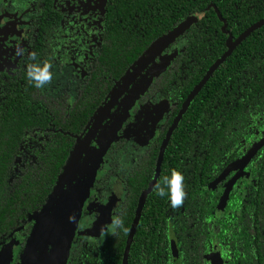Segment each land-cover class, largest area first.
I'll list each match as a JSON object with an SVG mask.
<instances>
[{"label":"trees","instance_id":"1","mask_svg":"<svg viewBox=\"0 0 264 264\" xmlns=\"http://www.w3.org/2000/svg\"><path fill=\"white\" fill-rule=\"evenodd\" d=\"M31 2L28 52L14 75H0V243L21 231L31 215L41 213L115 85L157 40L204 11L163 49L182 44L138 99L140 106L156 97L165 100L167 114L146 150L124 165L116 215L123 218L127 233L121 229L102 241L86 245L84 241L67 263L122 264L128 233L141 195L155 175L168 127L207 70L227 51L228 37L235 41L264 19V0H105L100 27L84 37L74 33L76 41L68 43L76 51L89 44L94 47L75 93L52 92L54 83L38 89L26 76L29 63L48 61L52 73L62 70L68 54L61 34L64 12L55 0ZM91 38L98 44L86 42ZM31 53L36 60L29 59ZM263 136L264 25L241 41L182 114L165 146L156 184L176 169L185 177L187 198L182 207L172 209L168 196L156 195L152 187L140 211L127 264H209L214 246L223 264H264V147L229 193L225 191L221 208V194L211 188L225 167ZM125 144L120 139L108 147L110 162L120 160ZM100 186L95 183L92 188ZM25 230L30 234L32 228Z\"/></svg>","mask_w":264,"mask_h":264},{"label":"rangeland","instance_id":"2","mask_svg":"<svg viewBox=\"0 0 264 264\" xmlns=\"http://www.w3.org/2000/svg\"><path fill=\"white\" fill-rule=\"evenodd\" d=\"M59 1L64 9H73L72 13L67 15V21H72V19L76 20L75 27H77V30H75V33L85 32L84 28L89 26L90 21H92V23L96 22L97 17L92 16L93 12L91 8L90 13L83 15L76 12H82L79 5L80 7L83 6L81 3H77L76 0H71L69 2H67V0ZM80 1L88 3L90 7L98 3V0ZM17 4L22 6L20 3ZM86 7L87 5H85V8ZM66 9L65 12L67 14ZM100 18H102V14ZM83 23L84 27L82 26ZM69 25L70 22L66 26L69 27ZM2 27L1 29H3ZM91 29L92 28H90V30ZM3 30L5 31H0V33L5 34L7 28ZM162 39L163 38L159 39V41L157 40L158 43H160ZM0 40H2V38H0ZM155 46L156 43L150 50ZM181 47L182 44H177L172 46L168 51L159 50L158 62L155 63L154 58L147 63L148 65L146 64V67L144 66L141 71L137 68L139 63L137 62L135 66L128 71L121 83L115 87L114 91L109 95L110 98H107L105 104H103L101 109L95 114L87 127V131L80 138L68 166H70L76 157H79L78 162L71 168V172L62 179V183L60 184L61 192L59 191L60 193L58 192V194L56 192L55 196L52 198L51 203H53L50 205V209L47 213L48 216L42 222L43 230H41L40 234H37V237H39L38 240L36 238L34 243L29 264L66 263L69 256L71 241L74 234L77 232V225H83L89 222V220H84V216L81 219L80 215L83 207H85L84 212L91 216L90 229L87 230L89 233L95 232L98 236H101V226L111 223L110 217L114 215L118 200L121 198L122 194L121 180L123 174L119 171L110 179L109 188L104 191L102 195L106 197V202H98V200L86 202L89 195L92 193L91 187L94 181L103 175L107 169H112L116 165L115 160H113L115 161L114 163L109 161L110 156L107 154L108 147L112 143L120 139L126 140L127 144L122 148L120 153V161L128 166L131 159L142 154L156 136L158 128L167 113L166 101L161 100L156 103H150L140 108L139 112L135 115L132 113V109L144 91L142 90L145 86L144 83H146L154 73H156L154 74L155 76L160 74L172 58L179 53ZM1 53H7V51L3 47H0V54ZM82 54V52H77L74 49L69 51L67 57L73 56L75 58H73L72 61H70V58L66 59L68 68L65 70L62 69L63 74L60 79V87L54 83L53 85L55 88H53V91L60 92L65 90L66 86H68V88L75 87L76 81L79 79V76H81V72L79 73L77 70L81 65L77 57H81ZM69 63L75 64V73L69 68V66L71 67ZM4 67L3 64L0 65V69ZM67 70H69V74ZM143 71L144 74L140 75ZM66 74L68 75L67 78L65 77ZM126 81L128 85L123 88ZM139 84H141L140 87H138ZM111 98H115V101L111 100ZM32 143L34 146H37L38 141L32 140ZM39 215L40 214L31 215L29 220L21 227V231L26 228L29 222L35 224V222L38 221ZM72 217H74V220L70 219ZM85 217L89 218L88 216ZM55 227H58V230H56ZM52 231L56 233L54 234ZM81 233H83V231L77 233V236ZM16 235L17 234L11 235V237L1 241L2 243L4 242L6 246L0 249V264H12V259L16 252L14 247L16 243L14 244L13 242L20 236ZM55 235H58L56 241ZM57 242L58 245L55 246ZM11 243L13 244L11 245ZM23 253L21 254V261L19 264H22L24 261Z\"/></svg>","mask_w":264,"mask_h":264},{"label":"flooded vegetation","instance_id":"3","mask_svg":"<svg viewBox=\"0 0 264 264\" xmlns=\"http://www.w3.org/2000/svg\"><path fill=\"white\" fill-rule=\"evenodd\" d=\"M32 0H0V31H5V30H3V29H6L7 28V31H6V33L5 34H3V33H0V38H2V40H0V47H3L6 51H7V53H1L0 54V57H1V59H0V65H4L5 67L4 68H1L0 69V75H9V76H12V75H14V73L16 72V70H17V68L19 67V62L22 60V57L24 56V55H26L27 54V52H28V44H29V41H30V39H31V36H30V25H32V21H33V17H32V7H33V3L31 2ZM69 1H71V0H67V2H69ZM86 1H88V0H86ZM60 1L59 0H55V3L57 4V6H58V8H60L63 12H64V15H65V21L63 22V27L65 28V29H68L67 30V33H63V30H64V28L62 27V30H61V34H62V37L64 38L62 41L66 44L65 46H64V48L65 49H67L68 50V53H69V51H71V47L70 46H68V43H69V41H70V39L72 40V36H73V34L75 33V30H77V27H75V25H76V20H74V19H72V21H67V19H68V16L67 15H69V14H71L72 13V11H73V9L72 8H70V10L69 9H66L67 10V14H66V12H65V9L60 5V3H59ZM76 2L77 3H81V5H83L82 7H80V5H79V8L80 9H82V12H79V11H76L77 13H81V14H86V13H90L91 11H90V8H91V10H92V12H93V15L92 16H96L97 17V19H96V22H94V23H92V21H90L89 22V26L88 27H86V28H84V30H85V32H82V33H75V34H78L79 36H81V35H83L82 37H84V35H86L88 32H89V30H90V28H92L90 31H92L93 29H97L98 27H100V17H101V14H103V9H104V5H105V0H98V3H96L93 7H90L89 6V4L88 3H84L83 1L81 2L80 0H76ZM17 3H20L22 6H19ZM74 4V3H73ZM85 5H87V7L85 8ZM75 12V13H76ZM69 22H70V25H69V27H67L66 25H68L69 24ZM2 26H4V27H2ZM82 26L84 27V23L82 24ZM1 27L3 28V29H1ZM83 29V28H82ZM225 29V28H224ZM223 29V30H224ZM82 40V39H81ZM80 40V41H81ZM72 41H76V40H72ZM90 41H93V42H95V45H97L98 43L96 42V38H91V39H87L86 40V42H90ZM93 45L91 44H89V45H86L84 48H82V49H79V51H77V52H82L83 53V56H84V59H81V61H80V63H81V65H80V67L77 69L78 70V72L80 73L81 72V76H79V79L76 81V85H75V87L74 88H68V86H66V89L65 90H63V91H67V92H69V93H75V90H76V87H77V85L78 84H80L81 83V78H83V76H84V73H85V71H86V68H87V66H88V60H90V57H89V55H91V53L93 52ZM76 50V49H75ZM21 51H22V53L23 54H20L21 53ZM180 51H181V49H180ZM179 51V52H180ZM233 52V51H232ZM78 54V53H77ZM3 55H5V56H3ZM67 58H70L71 60L70 61H72L73 60V58H75V57H73V56H70V57H67ZM80 58V57H79ZM155 63L156 62H158V57H156V59H155V61H154ZM70 64V63H69ZM77 64V63H76ZM71 65V67L69 66V68H71V70L73 71V73H75L76 72V69L74 68L75 67V64L73 65V64H70ZM135 66V65H134ZM133 66V67H134ZM151 66V65H150ZM150 66H148V67H150ZM12 67V68H11ZM132 67V68H133ZM66 68H68V63L66 62V64L63 66V68L62 69H66ZM131 68V69H132ZM156 68V67H155ZM166 68V67H165ZM164 68V69H165ZM163 69V70H164ZM162 70V71H163ZM60 71V72H59ZM67 72H68V74H69V70H67ZM66 73V72H65ZM128 73V72H127ZM53 79H52V82H51V84L52 83H55L57 86H59L60 87V83H61V81H60V79H61V76H62V74H63V71L62 70H59V68H55L54 70H53ZM143 75L144 74V71H143V73H140V75ZM154 74H156V73H154ZM153 74V76H150V79L146 82V83H144L145 84V86H144V88L142 89V90H144L143 91V93L141 94V95H143L144 93H145V91H146V89H147V86L149 85V83L152 81V79L155 77V75ZM127 75V74H126ZM126 75L115 85V87L117 86V85H119L120 83H121V81L126 77ZM158 75V74H157ZM156 75V76H157ZM65 77L67 78L68 77V75L66 74L65 75ZM76 79V78H75ZM74 79V80H75ZM137 83H138V81H137ZM142 84V83H141ZM141 84H139L138 85V87H140V85ZM53 88H55L54 87V85L52 84V92H54L53 91ZM138 89V88H137ZM56 92V91H55ZM118 93H119V91H118ZM116 96V95H115ZM109 96H107V98H108ZM107 98H106V100H107ZM110 98V97H109ZM140 98V97H139ZM138 98V99H139ZM111 100H114L115 101V98L114 99H112L111 98ZM158 101H161V98H159V97H156V98H154V99H151V100H149L145 105H143V106H140L139 104H138V100H137V102H136V104H135V106L133 107V109H132V113L135 115V114H137L138 112H139V109L140 108H142V107H144V106H146V105H149L150 103H153V102H158ZM165 101V100H164ZM106 102V101H105ZM105 102L103 103V104H105ZM102 104V105H103ZM183 105V104H182ZM102 107V106H101ZM182 107V106H181ZM134 109H136V111L134 112L133 110ZM181 109V108H180ZM167 114V113H166ZM178 115V114H177ZM176 115V116H177ZM176 116H175V118H176ZM165 117H166V115H165ZM165 117H164V119H165ZM94 118V117H93ZM174 118V119H175ZM163 119V120H164ZM174 119H173V121H174ZM181 119V118H180ZM173 121H172V123H173ZM172 123H171V125H172ZM171 125L168 127V130H167V132L165 133V136H164V139L162 140V143H161V145H160V148L159 149H161V146H162V144H163V141L165 140V137H166V135H167V133H168V131H169V129H170V127H171ZM177 125V124H176ZM176 127V126H175ZM175 127H174V129H175ZM159 129V128H158ZM174 129H173V131H172V133H171V135L170 136H172V134H173V132H174ZM157 133H158V131H157ZM157 135V134H156ZM156 137V136H155ZM154 137V138H155ZM263 139H264V136L263 137H260V139L257 141V142H255V143H253V145L250 147V148H248L246 151H245V153L241 156V157H239L238 159H235L233 162H231V163H229L226 167H225V169L229 166V165H231L232 163H234V162H236L237 160H239V159H241L253 146H255V145H257V144H259L261 141H263ZM154 140V139H153ZM152 140V141H153ZM170 140V137H169V139H168V141ZM126 141V140H125ZM167 141V142H168ZM127 144V143H126ZM126 144H125V146H126ZM167 144V143H166ZM124 146V147H125ZM149 146V145H148ZM147 146V147H148ZM166 146V145H165ZM123 147V148H124ZM146 147V148H147ZM264 147V143L261 145V147L258 149V151L256 152V154L243 166V167H237L236 169H234V170H232V171H230V172H228L227 174H225L223 177H221V175H222V173L224 172V170H223V172L219 175V178L217 179V182L215 181V184H211V188L213 189V188H215L216 187V192L217 193H220L221 194V196H220V198L218 199V202H219V204H218V207H222L223 205H224V201H223V199L225 200V198L227 197L226 196V192L225 191H227L228 193H229V188H230V186H232L233 184V182L238 178V177H240L241 175H242V173H243V169L247 166V165H249L250 163H251V161L254 159V157L257 155V153L262 149ZM146 150V149H145ZM144 150V151H145ZM164 150H165V147H164ZM164 150H163V153H164ZM143 151V152H144ZM159 153H160V151H159ZM159 156V155H158ZM162 157H163V154H162ZM161 161H162V159H161ZM156 164H157V162H156ZM160 165H161V162H160ZM127 167V165L125 166V168ZM111 170H115V172L114 173H112L111 174V176H109V178L107 179V180H103L104 178H105V176H106V174L109 172V171H111ZM119 171H121V174H123L124 175V163L122 162V161H118L117 163H116V165L114 166V168H112V169H107V171L103 174V175H101L99 178H97L95 181H94V183H93V185L95 184V183H99V184H101V186L99 187V188H95V187H91V191H92V193H91V195H89V197H88V199L86 200V202H93V201H95V200H98V202H100V200L104 197V196H102L103 195V192L104 191H106L109 187H108V185H109V182H110V179L113 177V176H115L116 174H117V172H119ZM155 172H156V166H155ZM159 172H160V166H159ZM159 172H158V177H159ZM123 175H122V180H123ZM158 177H157V180H158ZM154 178V177H153ZM122 180H121V184H122ZM153 180V179H152ZM157 180H156V182H157ZM152 182V181H151ZM156 182H155V184H156ZM221 183V184H220ZM226 183H228V184H226ZM116 184V183H115ZM151 184V183H150ZM149 184V185H150ZM154 184V185H155ZM92 185V186H93ZM105 185V186H104ZM149 187V186H148ZM122 189H123V187H122ZM228 193H227V195H228ZM122 194H121V198H122ZM226 196V197H225ZM121 198L118 200V204H117V209L114 211V215H116V212L118 211V206H119V201L121 200ZM86 204H88V203H86ZM139 206V205H138ZM84 208L85 207H83L82 208V211H81V219H82V217L84 216V220H89V222L88 223H85V224H83V225H77V232L74 234V236H73V239H72V241H71V245H70V251H69V256H68V259H67V261H66V263L65 264H67V263H69L70 261H71V258H72V255L74 254V252H75V250H76V248L80 245V244H82L84 241H87L86 243H85V245L89 242V241H93V242H95V241H102V239L105 237V236H98L95 232H92V233H89L87 230L88 229H90V221H91V216L90 215H87L85 212H84ZM85 216H88L89 218H86ZM80 219V220H81ZM24 225V224H23ZM28 225H30L31 226V228H33V226H34V223H32V222H30V223H28L27 224V226ZM27 226H26V228H27ZM26 228H24V230L26 229ZM31 231V230H30ZM81 231H83V233H81L79 236H77V233H79V232H81ZM130 232V231H129ZM110 234V233H109ZM18 235H20L13 243L15 244V253H14V256H13V259H12V264H19L20 263V261H21V254L23 253V251H24V248H25V244H26V241H27V238L29 237V234L26 232V230L25 231H20L19 230V232L17 233V235L16 236H18ZM128 235H129V233H128ZM128 237V236H127ZM126 241H127V239H126ZM13 243H11V245L13 244ZM4 246H6V245H4V242L2 243L1 242V244H0V249L2 248V247H4ZM125 246H126V244H125ZM214 247H217V246H214ZM214 247H212V249H211V251L209 252V254L212 252V250H213V248ZM218 248V247H217ZM125 249V248H124ZM219 249V248H218ZM220 252V251H219ZM124 253V252H123ZM209 254H208V256H209ZM208 258V257H207ZM123 259V258H122ZM208 262H209V258H208ZM22 264H23V262H22ZM209 264H210V262H209Z\"/></svg>","mask_w":264,"mask_h":264},{"label":"water","instance_id":"4","mask_svg":"<svg viewBox=\"0 0 264 264\" xmlns=\"http://www.w3.org/2000/svg\"><path fill=\"white\" fill-rule=\"evenodd\" d=\"M204 13V11L201 13V14H198V15H193L189 18H187L182 24H180L178 27H176L173 31H171V33H169L168 35L162 37V41L160 43L155 42L156 43V46L153 47L150 51H147L146 55L141 58L140 60L141 61H138V65H137V68L141 71L142 68L147 64L149 63L150 61H152L154 58L156 59V57H158L159 55V50L160 51H163V49L177 36V34H179L182 29L186 26H188L190 23H192L196 18L200 17L202 14ZM219 15V14H218ZM220 17V16H219ZM264 25V19L258 21L257 23H255L254 25H252L251 27H249L243 34H241L235 41H233L231 39V37L229 36L228 37V40H227V51L219 58L215 61V63H213L211 65V67L207 70L205 76L203 77V79L198 83V85L195 86V88L192 90V92L188 95L187 99L185 100V102L183 103L178 115L176 116V118L174 119L166 137H165V140L163 141V144L161 146V149H160V153H159V156H158V159H157V164H156V172H155V175H154V178L151 182V184L149 185L148 189L146 191H144L141 195V198H140V201H139V206H138V209H137V212H136V215H135V219L133 221V224L131 226V229H130V232H129V235L127 237V241H126V246H125V249H124V253H123V259H122V264H127V255H128V250H129V247H130V244H131V239H132V236H133V233L135 231V228H136V224H137V221H138V218H139V215H140V211H141V208H142V205L144 203V200H145V197L147 195V193L152 189V187L154 186L156 180H157V177H158V172H159V166H160V162H161V159H162V154H163V150H164V147L174 129V127L176 126V124L178 123V121L180 120L182 114H184L186 108L188 107V105L190 104V101L193 99V97L198 93V91L201 89V87L205 84V82L209 79V77L213 74V72L218 68V66H220L223 61L232 53V51L241 43L242 40H244L248 35H250L254 30L258 29L259 27L263 26ZM224 27H225V24H224ZM223 27V29H224ZM154 43V44H155ZM153 44V45H154ZM152 45V46H153ZM151 46V47H152ZM164 47V48H163ZM162 49V50H161ZM154 59V61H155ZM148 65V64H147ZM146 67V66H145ZM131 80V79H129ZM128 84H127V81L124 83V87H126ZM122 88V89H123ZM113 98V97H112ZM264 143V139L263 141H261L259 144L253 146L241 159L237 160L236 162L232 163L231 165H229L225 170L224 172L222 173L221 177H223L225 174H227L228 172L236 169L237 167H243L255 154L256 152L258 151V149L261 147V145ZM76 149V148H75ZM72 156V155H71ZM71 159V158H70ZM78 159L79 157H76L72 163L70 164V166H68V164L66 165V170H64V172L62 173V175L59 177L58 179V182H57V185L55 186L52 194L49 196V199H48V202L46 203V205L43 207L40 215H39V218H38V221L35 222L32 230H31V233L29 234V237L27 238V241H26V244H25V248H24V261H23V264H29V261H30V257H31V253H32V249H33V246H34V243L36 241V238L38 240V237H37V234L41 232L42 229V222L45 220V218L48 216V211L50 209V205L53 203H51L52 201V198L55 196L56 192L58 194V192L60 191V184L62 183V179L67 176V174L69 172H71V168L73 166H75V164L78 162ZM70 161V160H69ZM69 163V162H68ZM68 166V167H67ZM63 191V190H62ZM61 192V191H60ZM59 192V193H60ZM56 230H58V227H55ZM52 233H56L55 231H52ZM58 239V235H55V241ZM59 242V241H58ZM58 242L55 244V246L58 245ZM49 244V243H48ZM209 258V262L210 264H223V261L220 257V252H219V249L217 247H214L212 252L209 254L208 256Z\"/></svg>","mask_w":264,"mask_h":264},{"label":"clouds","instance_id":"5","mask_svg":"<svg viewBox=\"0 0 264 264\" xmlns=\"http://www.w3.org/2000/svg\"><path fill=\"white\" fill-rule=\"evenodd\" d=\"M20 54H23L22 51ZM29 59L33 61L36 60L35 53L29 54ZM51 69L52 64L48 61H44L42 65L39 63H29L27 65L26 76L36 88L42 89L52 82L53 73ZM184 180L185 177L181 172L172 169L169 176H164L162 178V184L159 182L155 184L154 192L160 197L167 195L170 207L172 209H178L183 206L187 198ZM70 219L74 220V217ZM110 220V224L101 226L100 234L102 236H106L109 233L114 236L116 232L121 229L127 233L128 229L124 227V220L120 215H112Z\"/></svg>","mask_w":264,"mask_h":264}]
</instances>
